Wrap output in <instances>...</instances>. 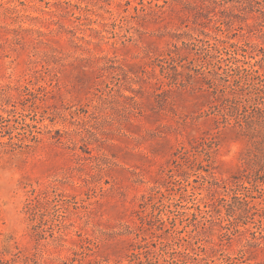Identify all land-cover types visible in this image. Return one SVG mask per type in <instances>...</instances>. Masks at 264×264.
I'll return each instance as SVG.
<instances>
[{
  "label": "rangeland",
  "instance_id": "1",
  "mask_svg": "<svg viewBox=\"0 0 264 264\" xmlns=\"http://www.w3.org/2000/svg\"><path fill=\"white\" fill-rule=\"evenodd\" d=\"M0 264H264V0H0Z\"/></svg>",
  "mask_w": 264,
  "mask_h": 264
}]
</instances>
